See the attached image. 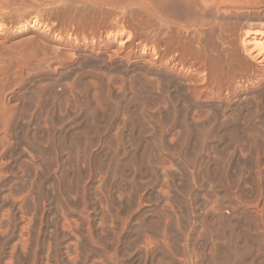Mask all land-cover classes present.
I'll return each mask as SVG.
<instances>
[{
  "label": "rangeland",
  "instance_id": "obj_1",
  "mask_svg": "<svg viewBox=\"0 0 264 264\" xmlns=\"http://www.w3.org/2000/svg\"><path fill=\"white\" fill-rule=\"evenodd\" d=\"M214 1L0 0V264H264V0Z\"/></svg>",
  "mask_w": 264,
  "mask_h": 264
},
{
  "label": "bare ground",
  "instance_id": "obj_2",
  "mask_svg": "<svg viewBox=\"0 0 264 264\" xmlns=\"http://www.w3.org/2000/svg\"><path fill=\"white\" fill-rule=\"evenodd\" d=\"M211 1V0H210ZM214 1V0H213ZM221 1V0H220ZM232 1V0H231ZM251 1V0H250ZM256 1V0H255ZM258 1V0H257ZM214 2H217V0H215ZM226 2V1H225ZM229 2V0H228ZM239 2V1H238ZM245 2V1H244ZM212 3V2H211ZM220 2H218L219 4ZM222 3V2H221ZM241 3V2H240ZM243 3V2H242ZM252 3V1H251ZM217 4V3H216ZM217 4V5H218ZM249 4V2H248ZM215 5V4H214ZM228 5V4H227ZM253 5V4H252ZM259 6V5H257ZM254 10V9H253ZM252 11V10H251ZM261 18V17H260ZM263 21V20H262ZM264 23V22H263ZM259 24V23H258ZM256 27V25H255ZM259 28V30H258ZM256 29L255 32H251V34H247L245 35V38L243 39V45L242 47H244V50L248 53L249 57L254 55L255 56H260V54H263L264 53V25L261 23ZM258 31H262V33H258ZM249 33V32H248ZM246 53V54H247ZM254 56V57H255ZM264 56V55H263ZM253 57V58H254ZM252 58V57H250Z\"/></svg>",
  "mask_w": 264,
  "mask_h": 264
}]
</instances>
